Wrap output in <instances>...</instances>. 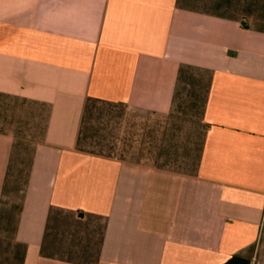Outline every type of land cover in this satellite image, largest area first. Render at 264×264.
Wrapping results in <instances>:
<instances>
[{
    "label": "crops",
    "instance_id": "crops-1",
    "mask_svg": "<svg viewBox=\"0 0 264 264\" xmlns=\"http://www.w3.org/2000/svg\"><path fill=\"white\" fill-rule=\"evenodd\" d=\"M0 264H264V0H0Z\"/></svg>",
    "mask_w": 264,
    "mask_h": 264
}]
</instances>
